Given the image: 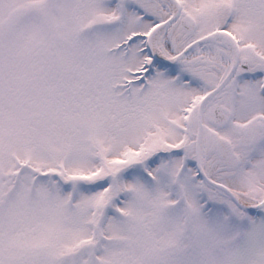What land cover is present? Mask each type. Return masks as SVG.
<instances>
[{
  "label": "rangeland",
  "instance_id": "obj_1",
  "mask_svg": "<svg viewBox=\"0 0 264 264\" xmlns=\"http://www.w3.org/2000/svg\"><path fill=\"white\" fill-rule=\"evenodd\" d=\"M180 1L198 27H170L176 51L220 26L250 67L264 65V0ZM170 16L156 0H0V264H264V223L253 220L263 209L206 208L209 196L227 199L211 184L219 178L264 197V167L228 180L216 170L202 98L226 51L210 36L219 53L184 61L191 83L158 72L148 86L146 40L113 50ZM253 87L243 84L251 97H234V127L220 131L240 144L238 156L252 134L238 136L236 125L264 111ZM134 163L151 184L122 173ZM20 164L51 175L17 174ZM246 218L243 229L230 222Z\"/></svg>",
  "mask_w": 264,
  "mask_h": 264
},
{
  "label": "flooded vegetation",
  "instance_id": "obj_2",
  "mask_svg": "<svg viewBox=\"0 0 264 264\" xmlns=\"http://www.w3.org/2000/svg\"><path fill=\"white\" fill-rule=\"evenodd\" d=\"M180 4V11L177 12L175 15L170 16V22L165 24V20L162 23H156L148 30V45L146 43L145 46V52H147L148 55V86H151V80L153 76L159 73L160 76H171V75H178V79L175 77V80L172 82H178L177 80H184L188 78L186 71V65H184V61L189 58L187 57L188 54L191 52L193 53V58L196 56H201V60H205V57L212 58V54L219 53V51L216 50L214 46H206L205 43V37L209 34H212L216 31H226L227 33L231 34L233 38L235 36L227 30L225 27H214L211 31H209L207 34H201L195 38V42L189 44L184 48L183 50L176 51V48L173 45V32L170 27L179 25L181 28L186 29L182 25V11L185 10L180 0H177ZM186 11V10H185ZM187 12V11H186ZM188 13V12H187ZM191 15V14H190ZM192 16V15H191ZM193 17V16H192ZM196 22V26L194 29L198 27V21L196 17H193ZM163 25L162 27H167L164 32V40H163V48L167 51L172 53L170 58L164 59L159 54L154 51L150 46V37L152 35V32L154 29L157 28V26ZM193 29V30H194ZM192 30V31H193ZM191 31V30H188ZM235 45H234V51H235V58L234 60H230L227 54H223L220 52V58L217 60V83L207 94H205L202 98L204 100L206 97L209 96V99L207 100L205 107H210L212 114H213V126L214 129L209 130V132L212 134L213 138L211 139V150L212 153H215L217 158L220 159L223 166L218 167L216 170L218 172V175L223 174V178L225 179H233L237 176L238 171L240 169L243 170V172L248 175L250 174V170L256 167H264V111L261 109L260 113L256 115L255 119L256 124L254 122H248V121H242L241 124H237L236 128L234 129L237 132L238 136H242L245 134L248 136V142L242 143L246 148L244 154L241 156H238L236 152L232 150V146L237 148L238 145H235L232 140L228 136H222L220 131H225L229 128L234 127L233 120H234V108L232 107L234 104L235 96H243L247 97L248 94L251 97L250 93L251 91H246L243 89V84L246 82V84L250 86H254L257 84L256 91L258 94L261 95V97L264 96V65H260L258 68H253L248 65V59L245 56H242L241 49L239 47V40L235 38ZM147 42V40H146ZM204 55V56H203ZM215 58V57H214ZM196 59V58H195ZM194 59V60H195ZM172 67L171 73H168V69ZM191 75V74H190ZM192 76V75H191ZM192 83H196V79L192 77ZM262 79V81H261ZM261 81V82H260ZM186 83H191L190 81H186ZM172 84V83H171ZM261 87V91H260ZM255 91V89H254ZM255 91V93H256ZM252 94V93H251ZM257 94V93H256ZM228 96V104H225L223 102V97ZM248 99V98H247ZM251 99V98H249ZM202 100L198 102V107H200ZM264 103V100H263ZM259 104V103H257ZM207 105V106H206ZM220 107H225L230 112L231 120L228 123H225L223 126H220L214 122L215 120V110H218ZM258 105L253 107V109H258ZM225 113V112H224ZM260 121V123H259ZM250 129V132H247ZM246 132V133H245ZM212 155V154H211ZM200 156H197L194 158L195 165L197 167V175H199L200 182L201 181H207V176L204 173V170L202 168V159L200 160ZM262 163V165H260ZM202 170H201V169ZM217 177V176H216ZM263 179H261V187L264 188V176H262ZM215 179L212 180L211 184L215 188L219 189L223 195L226 196V200H219L215 199L211 196L210 202L213 206V209L217 210H225L226 208L232 207V203L237 202L235 199L234 194L239 193L245 195L246 198H250L252 200V204L250 206H242L241 204H238V208H240L243 213L246 215H256L255 211L258 209L264 210V197L262 199L259 198H253L252 196L248 195L246 187L243 188H234L231 186V184H226L223 181H220ZM201 188V187H200ZM250 188V187H249ZM259 190V189H258ZM228 199L231 201H228ZM255 202H254V201ZM264 213V212H263ZM261 213L258 212L257 215H260ZM254 221L258 222L261 221L264 223V214L261 215L260 218L253 219ZM237 222H242L241 229L245 228L247 225L251 224V220L249 221L246 219L237 220Z\"/></svg>",
  "mask_w": 264,
  "mask_h": 264
},
{
  "label": "bare ground",
  "instance_id": "obj_3",
  "mask_svg": "<svg viewBox=\"0 0 264 264\" xmlns=\"http://www.w3.org/2000/svg\"><path fill=\"white\" fill-rule=\"evenodd\" d=\"M159 2L162 6H164L168 12L171 15L176 14V4L171 0H156ZM162 30L163 28L157 27L153 30L152 35L150 37V46L151 48L156 51L159 56H161L164 59H167L170 55H168V52L163 48V39H162ZM209 40H212L216 43H218L225 51L227 56L230 60H234L235 58V51H234V45L232 43V40L228 39L224 35L220 34H214L209 38ZM235 199L238 201L239 204L242 206H250L252 201L247 200L239 193L234 194Z\"/></svg>",
  "mask_w": 264,
  "mask_h": 264
},
{
  "label": "water",
  "instance_id": "obj_4",
  "mask_svg": "<svg viewBox=\"0 0 264 264\" xmlns=\"http://www.w3.org/2000/svg\"><path fill=\"white\" fill-rule=\"evenodd\" d=\"M171 1H173L176 4L177 12L179 13L180 4L178 3L177 0H171ZM182 15H183V17H182V25L188 30H193L195 28V26H196V22H195L194 18L190 14L186 13L185 11H182ZM169 22H170V20L166 21L164 23L167 24ZM217 33H221V34L226 35L235 44V41L232 38V36L229 33H227L226 31H217ZM213 34H210V35L206 36L205 39L210 37V36H212ZM214 116H215L214 122L216 124L220 125V126H223L225 123H228L230 118H231L230 112L225 107H220V108H218V110H215ZM200 130H201V125L199 124L198 125V131H197V140H199V138H200Z\"/></svg>",
  "mask_w": 264,
  "mask_h": 264
},
{
  "label": "trees",
  "instance_id": "obj_5",
  "mask_svg": "<svg viewBox=\"0 0 264 264\" xmlns=\"http://www.w3.org/2000/svg\"><path fill=\"white\" fill-rule=\"evenodd\" d=\"M136 164H134L133 166H127V169L125 170V172H128V174H131V175H137L138 172L136 171V167H134ZM19 171H28L29 173H32L33 175H35L36 177H39V176H43L41 175L42 172H38L37 170L27 166L26 164H20L19 165V168H18ZM130 170V171H129ZM106 179L109 180L108 177H106Z\"/></svg>",
  "mask_w": 264,
  "mask_h": 264
}]
</instances>
